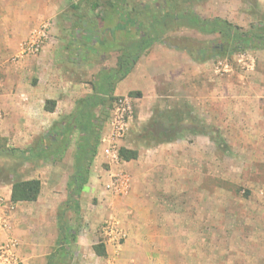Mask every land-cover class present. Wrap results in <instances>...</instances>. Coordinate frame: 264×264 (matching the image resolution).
<instances>
[{"label": "rangeland", "instance_id": "374dc122", "mask_svg": "<svg viewBox=\"0 0 264 264\" xmlns=\"http://www.w3.org/2000/svg\"><path fill=\"white\" fill-rule=\"evenodd\" d=\"M25 1L0 0L1 92L7 80L8 90L13 91L17 103H22L16 105L12 116L16 119L14 132L0 138L4 139L3 146L31 150L38 140L51 135L50 143L59 144L60 140L61 149L50 158L29 157L24 163L0 156V193L15 180L46 177L52 169L68 177L67 184L64 177L62 182L45 183L42 204L28 205L48 209L58 205V220L60 215L74 232L64 242L59 234L51 253L56 256L53 262L264 264V47L249 45L225 51L226 43L219 33L200 31L184 19L168 18L162 26H156L160 39L150 48L166 44L181 50L187 55V66L181 72L175 66L159 70V74L153 72L151 84L157 86V99L143 98L138 89L140 81L131 79L117 83L104 102L94 108L90 117H95L94 136L99 139V147L92 164L86 166L88 181L76 213L67 208L68 184L82 164L79 158L84 153L87 133L79 125L70 124L77 102L83 97L78 99L81 87L76 92L68 77L77 78L87 88L88 84L93 86L99 73L92 71L95 66L60 72L57 91L47 95L36 65L21 64L32 56L19 58L21 45L37 26L25 38L12 40L18 22L10 7L14 10ZM108 1L118 2L120 8L132 12V26L139 28L138 17L144 15L143 10L148 7L154 15L157 3L163 0H82L76 8L69 0H50V4L64 10L59 8V15L39 22L49 20L53 27L55 21L58 32L63 33L74 31L78 22L90 24L89 18L99 21V13L106 14L104 19L110 14L111 18H119L120 14L111 12ZM181 8L191 9L204 20H225L242 34L259 32L264 26L260 0H194L190 6L184 1ZM145 19L147 25L152 22L150 17ZM221 48L224 50L219 53ZM116 60L110 57L102 69L106 62L114 64ZM51 67L43 70V79L56 76ZM127 88L130 91L126 93ZM92 94L93 90L86 96ZM126 98L133 107V118L117 145L119 150L137 151L138 158L125 161L120 157L119 163H113L104 148L110 135L111 113L118 100ZM31 100L42 102L34 105L36 110L30 114L32 122L28 125L30 137L24 142L23 135L15 134V130L25 128L28 110L23 104ZM41 107L47 114L56 112L58 118L43 116L37 110ZM4 116L7 118L8 113ZM44 121L43 130L40 126ZM120 175L130 180L123 190L116 186L115 176ZM53 191L56 196L51 198ZM116 222L126 234L120 246L107 243L103 236V228ZM96 244L105 246L104 257L94 253ZM61 249L64 258L57 255Z\"/></svg>", "mask_w": 264, "mask_h": 264}, {"label": "crops", "instance_id": "0c3cea01", "mask_svg": "<svg viewBox=\"0 0 264 264\" xmlns=\"http://www.w3.org/2000/svg\"><path fill=\"white\" fill-rule=\"evenodd\" d=\"M49 1L50 0H26L25 2H20L19 6L14 10L10 7V12H13L14 19H17L18 22V28H14L12 32L17 33L13 36V41H19L25 38L33 27L40 24V20L52 18L51 16L59 15L61 11L63 12L64 8L61 9L59 5L50 4ZM69 1L72 4V1ZM260 6L264 8V0H260ZM59 8L61 10L60 12ZM9 15L11 16V13ZM89 19L90 24L86 22H78L74 31L63 33L58 32V27L55 26L54 21V26L51 29V33L54 34V37H51L50 42L36 55L32 56L30 60L22 61L21 64L25 66L34 63L37 71L42 73L39 77L41 78L40 83L41 87L43 83L46 85L44 88L47 90V95H54L55 91H57L55 86L58 85V73L60 72L66 70H84L87 69L88 66H95L97 68L92 69V71L96 72L95 74H100L101 72H104L105 69L116 68L118 60H116L114 64H111L110 61L109 63L106 62V66H104L103 69L101 66L103 62L109 60L110 57L118 58L123 53L127 52L126 46L129 42H133V40L139 38L138 28H133L132 26L125 31L117 26L118 24H125V21L128 18L112 17L104 20L99 19V21H95L92 18ZM50 66H52L51 69L55 70L54 73L56 76L51 75L47 79H43V70L49 69ZM186 66V53L182 54L181 50L174 49L166 44L158 46L153 45V47H149L146 52L143 53L129 75L119 83H126L127 81H131V79H138L140 81L138 89L141 91L143 98L150 96L157 99L159 96L157 86L155 83L151 84L153 80V72L159 74V70L165 69L166 67H174L175 70L181 72ZM68 82L73 86V89L76 92H78L81 87V93H77L79 95V97L77 96L78 99L92 93L93 86L91 84H88L86 88V84L83 85L77 80V78L72 79L69 77ZM128 86L129 85H126V87ZM8 88L9 85L6 80L3 92L0 90V106L4 112L8 113V116L4 119L0 129V135L2 136H9L14 132L12 126H15L16 119L12 116L15 114L16 105H22V103H17L16 98L13 97V91H9ZM69 88L71 87L69 86ZM128 91H130V89L127 88L126 93ZM56 97L58 96H54V98ZM137 100H140V98ZM38 102L41 103L42 101L31 100L27 104H23L25 109L28 110L25 114L27 116H24V123L26 126L23 128V131L17 127L15 134L19 133L20 135H23L24 142L30 137L31 130L28 127L29 121H31L30 114L35 112L36 109H34V105L38 104ZM141 105L142 102L138 103L139 107H141ZM37 110L40 111V114L43 112V116L50 117L49 119L56 120L58 118V115H55L56 112L54 111L47 114V112L43 110V107ZM22 119L23 118H21L20 121H22ZM44 123L45 121L40 126H43V130L46 126ZM52 170L54 172L52 171L51 174L46 177L38 176L37 178H34L39 179L42 183V190L38 200L32 203H15L14 209L7 211L10 218L11 229L7 233L0 232V240L11 237L18 242V254L21 264H48V259L52 255V249L55 244H57L59 237V220L57 216L58 205H54L51 209H48V207H28L29 204H42L43 186L45 183H57L58 180L61 181L62 177H64L63 172L61 174V172H57L56 169ZM67 181L68 177L65 176L64 183L67 184ZM52 190L53 189H51V191ZM11 192L12 184L7 187V190H5L3 194L0 193V197L4 199L7 206L13 204L11 202ZM55 196L56 192L53 191L51 193V198H54Z\"/></svg>", "mask_w": 264, "mask_h": 264}, {"label": "trees", "instance_id": "16d2710c", "mask_svg": "<svg viewBox=\"0 0 264 264\" xmlns=\"http://www.w3.org/2000/svg\"><path fill=\"white\" fill-rule=\"evenodd\" d=\"M188 3L190 6L194 0H163L159 1L155 7L156 12L153 15L149 8L143 10L146 19L152 18L150 24H146L142 17H138L140 22L139 26V38L129 42L126 46L127 52L123 53L118 57L117 67L112 70H104L95 77V83L93 84V94L83 97L77 102V107L74 112L73 118L70 120V124H76L80 126L82 130L87 133V140L83 147V154H81L79 160L82 164L76 171V174L70 179L68 184V195H67V208L73 209L76 213L80 211V194L87 183V172L86 166H90L97 154V149L99 147V139L95 137L97 124L95 122V117L91 118L94 108L98 107L104 102V97L109 93L114 91L117 83L125 79L132 69L135 67L136 63L146 52V50L158 39H160V30L156 29V26H162L166 19L170 18L173 21L178 19H184L185 22L200 31L217 32L223 38L226 43V50L230 52L233 49H245L249 45L257 46L261 45L264 47V26L259 29V32H254L250 34L239 33L238 30L229 22L222 19L204 20L196 16L191 9L182 11L181 4L183 2ZM182 2V3H181ZM108 5L111 8V12H117L120 17L127 19L125 24H118L117 26L121 30L127 31L130 29L134 22L132 12H127L119 7L118 2L108 1ZM78 5L74 4L76 8ZM181 11V12H180ZM106 15V14H104ZM104 15L99 13L97 15L98 19L104 20ZM112 15V14H110ZM107 19H110L111 16ZM145 19V20H146ZM147 22V21H146ZM135 24V23H134ZM153 33V36H152ZM132 50V51H131ZM224 50L221 48L219 53ZM104 94V95H103ZM131 96L139 97V93H130ZM52 111V110H51ZM88 118V120H86ZM70 129V127H69ZM52 136H45L37 141L36 145L31 150H20L12 149L7 146L2 145L3 138H0V156L7 155L13 157L15 160L21 161L22 163L29 160L32 157L33 160L40 159L42 157L50 158L55 155V152H59L61 149V141L57 140L58 143H50ZM120 157L125 161H132L138 158V152L128 149L120 150ZM79 161V162H80ZM85 168V170H84ZM12 184L11 192V202L15 203H32L36 202L41 194L42 183L39 179H18ZM59 221L60 215H59ZM72 231L65 222L59 224V234L61 236V242L69 240L72 237ZM75 238V237H74ZM93 251L97 256L104 257L106 255L105 246L102 244H96L93 246ZM59 258L65 257L64 249L59 250ZM54 257L50 256L48 259V264L54 263Z\"/></svg>", "mask_w": 264, "mask_h": 264}, {"label": "built area", "instance_id": "2783aa9c", "mask_svg": "<svg viewBox=\"0 0 264 264\" xmlns=\"http://www.w3.org/2000/svg\"><path fill=\"white\" fill-rule=\"evenodd\" d=\"M74 4L82 0H71ZM52 23L49 20L41 22L24 41L19 50V58H25L36 55L50 40H51ZM2 82L0 78V90ZM4 112L0 106V129L4 120ZM133 118V107L129 99H120L115 104L114 110L111 113L110 119V135L107 138V146L104 148L106 156L113 163L120 162L118 140L121 139ZM104 142L106 140H103ZM116 186L124 189L129 183V178L126 175L115 176ZM127 178V179H126ZM14 209V204L5 205V202L0 198V232H9L11 229L10 218L7 211ZM108 225V224H107ZM103 228V236L107 243L111 242L116 246H120L121 240L126 237L119 224L113 223ZM18 242L9 237L8 239L0 240V264H21L18 254Z\"/></svg>", "mask_w": 264, "mask_h": 264}]
</instances>
